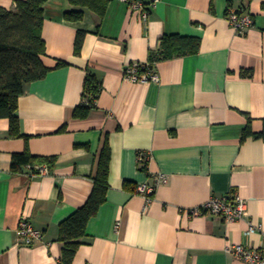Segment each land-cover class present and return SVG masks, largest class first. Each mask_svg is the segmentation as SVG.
I'll use <instances>...</instances> for the list:
<instances>
[{"label":"crops","instance_id":"obj_1","mask_svg":"<svg viewBox=\"0 0 264 264\" xmlns=\"http://www.w3.org/2000/svg\"><path fill=\"white\" fill-rule=\"evenodd\" d=\"M17 1L0 0V10ZM142 1L146 19L121 0H111L104 16L87 11L78 21L65 17L68 0L44 4L49 72L19 97L22 136H11L9 119L0 118V264L59 263L60 223L88 200L106 146V201L73 264H249L229 247L264 248V140L243 138L247 126L264 127V0ZM230 7L253 16L244 33L230 23ZM165 34L197 36L200 50L157 62L158 81L127 78L126 65L147 63ZM88 73L101 91L76 117ZM26 150L55 158L42 164L49 173L29 166L13 173V155ZM142 151L150 155L144 168ZM142 183L152 195L137 192ZM234 193L247 202L244 219L189 212ZM23 219L42 233L32 245L17 242Z\"/></svg>","mask_w":264,"mask_h":264},{"label":"trees","instance_id":"obj_2","mask_svg":"<svg viewBox=\"0 0 264 264\" xmlns=\"http://www.w3.org/2000/svg\"><path fill=\"white\" fill-rule=\"evenodd\" d=\"M48 0H18L14 10H0V118L10 121V135L22 136L18 116L19 97L24 93L25 85L46 77L49 68L43 61L46 54V44L42 37L44 22V4ZM73 6L67 10V20H82L87 11H93L104 16L111 0H68ZM239 13L245 11L237 9ZM85 31L80 30L76 37L75 51L80 53ZM201 39L197 36L171 34L163 35L156 48L149 54V67L154 68L161 60L195 54L200 50ZM147 70L142 66L139 71ZM101 91V84L96 76L88 73L84 86V97L93 94L95 99L83 103L76 108V117H85L96 103ZM253 135L264 140V127L259 133H253L249 126L244 131L243 138ZM55 158L32 155L28 150L13 155L11 169L13 173L22 172L29 166L35 174L39 173L38 166L54 165ZM146 165L142 166L144 168ZM110 150L106 146L100 156L94 186L84 205L79 207L71 216L60 223V240L64 243L62 256L58 264H73L79 247L84 243L87 226L95 216L100 206L106 201L109 189Z\"/></svg>","mask_w":264,"mask_h":264},{"label":"built area","instance_id":"obj_3","mask_svg":"<svg viewBox=\"0 0 264 264\" xmlns=\"http://www.w3.org/2000/svg\"><path fill=\"white\" fill-rule=\"evenodd\" d=\"M129 4L130 8L137 11L144 19L147 18L149 13V6L142 0H121ZM156 0H151V4ZM228 19L232 26L239 33H244L248 27L253 24V16L248 12L239 13L236 9H228ZM149 63L134 62L126 65L124 73L127 78L133 81L147 82L150 80L158 81L159 77L154 71V68L149 67ZM142 66H147V70L140 72L139 69ZM91 99H95L93 94H88L84 97V103H90ZM150 155L144 151L139 154L140 165L144 166L148 162ZM39 173L46 175L49 173L47 165L38 166ZM159 180L164 181L165 175L161 174ZM137 192L143 193L146 196L152 195L154 187L146 183L139 184L137 186ZM192 216H197L206 212H211L222 216L227 221H237L245 218L247 213V202L239 194H227L221 197H214L204 203L200 207L190 209ZM255 225L249 222V230H255ZM42 233L35 228L32 224L23 219L17 230V242L24 243L26 245H32L36 240L41 239ZM228 251L232 252L237 258L249 263V264H264V248H254L243 244L231 245Z\"/></svg>","mask_w":264,"mask_h":264}]
</instances>
